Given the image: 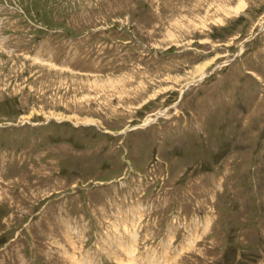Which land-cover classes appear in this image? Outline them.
I'll use <instances>...</instances> for the list:
<instances>
[{"label":"rangeland","instance_id":"374dc122","mask_svg":"<svg viewBox=\"0 0 264 264\" xmlns=\"http://www.w3.org/2000/svg\"><path fill=\"white\" fill-rule=\"evenodd\" d=\"M262 23L0 0V264H264Z\"/></svg>","mask_w":264,"mask_h":264},{"label":"bare ground","instance_id":"6f19581e","mask_svg":"<svg viewBox=\"0 0 264 264\" xmlns=\"http://www.w3.org/2000/svg\"><path fill=\"white\" fill-rule=\"evenodd\" d=\"M263 25H264V24L262 23L260 27L262 28ZM201 78H202V75H201ZM203 78H204V77H203ZM160 116H163V113H162V112H159V113L156 114V117H160ZM152 122H153V120L149 118V119H146L145 124L147 125V124L152 123ZM145 124H144V125H145Z\"/></svg>","mask_w":264,"mask_h":264}]
</instances>
